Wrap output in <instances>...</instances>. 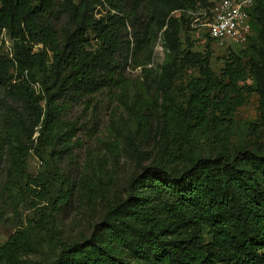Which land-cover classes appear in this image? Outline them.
<instances>
[{
    "label": "trees",
    "instance_id": "obj_1",
    "mask_svg": "<svg viewBox=\"0 0 264 264\" xmlns=\"http://www.w3.org/2000/svg\"><path fill=\"white\" fill-rule=\"evenodd\" d=\"M195 1L0 0V35L5 29L16 46L27 43L28 54L33 46H40L30 55L38 65L48 52L52 58L42 97L21 82L2 79L5 94L21 105V110L9 109L0 125V157H6L8 177L0 203L8 202L18 225L22 224L19 207L28 194L36 198L31 199V207L37 200V204L49 201L45 175L25 171L28 147L22 133L33 141L34 127L42 117L38 143H51L54 133L72 134V124L60 120L67 108L66 97L75 101L107 89L117 92L126 104L132 102L128 110L139 123L150 110L159 121L158 157L128 181L124 199L107 204L101 222L86 240L62 241L52 260L25 259L32 250L29 233L46 230L45 222L55 209L52 200L48 215L38 207L40 217L34 215L27 226L0 243V264H264V140L250 149L238 147L234 154L226 143L233 112L245 100L240 83L248 72L254 86L246 90L259 97L264 128V0H257L248 12L250 33L244 43H237H247L246 47L239 53L230 51L219 74L210 67L209 43L203 53L193 52L192 44H187L177 70L188 65L197 75L185 80L181 104L170 93L174 77L170 69L155 81L157 94L139 78L129 81L119 67L118 59L127 64L128 56H123L127 37L134 44L132 69L145 71L156 24L164 28L163 40L168 45L178 42L180 30L193 31L187 18H174L171 13ZM198 1L205 9L213 5ZM88 30L97 35L98 47L93 51L83 47ZM200 36L215 41L207 33ZM202 141L218 147L214 156L194 154V144ZM17 182L24 184V191ZM190 224L206 228L211 242L192 243L182 229Z\"/></svg>",
    "mask_w": 264,
    "mask_h": 264
},
{
    "label": "rangeland",
    "instance_id": "obj_2",
    "mask_svg": "<svg viewBox=\"0 0 264 264\" xmlns=\"http://www.w3.org/2000/svg\"><path fill=\"white\" fill-rule=\"evenodd\" d=\"M191 1V0H188ZM212 4L217 0H208ZM101 13L106 10L97 7ZM203 8L197 0L192 5L176 10L171 16L183 15L189 21L197 17ZM100 14H97L98 17ZM63 22V18L60 23ZM128 32L130 28L127 27ZM163 29L155 25V39L150 45V61L144 67L132 69L131 48L134 46L131 37L125 38L123 56L119 67L129 81L139 78L155 92V81L163 71L173 74L170 82V93L175 102L181 104L185 99L183 85L190 76L197 75L195 68L188 65L177 70L180 53L187 44H192L193 52L203 53L205 45L209 43L212 53L210 67L219 74L224 65V59L230 51L239 53L244 45L232 43L231 39L210 42L204 37L189 30L178 32L179 40L174 45H168L163 40ZM253 33V32H252ZM84 50L93 51L98 47L97 35L88 30L84 36ZM188 39L189 41L187 42ZM127 40L129 46H127ZM28 44L23 42L15 45V39L10 37L7 30L0 35V125L5 123L7 111L17 108L21 110L19 102H14L5 94L2 79L11 78L14 82H21L42 97L43 85L50 77L51 53L48 52L42 65H38L30 55L36 53L40 46H33L31 53L27 52ZM247 59H244L246 61ZM249 70V64H247ZM244 102L237 106L231 117V127L227 138V147L231 154L238 151V147L250 149L255 142L264 140V128L260 124L259 97L255 92L247 93V88L254 86L253 77L248 72L244 81L240 83ZM67 108L60 120L64 124H72V134L61 136L54 133L51 143L43 140L38 143L37 138L41 129V120L34 127L33 141H27L22 133V141L28 147L25 171L35 176L44 174L48 184L47 196L54 200L55 209L50 212L51 217L45 222L46 230H31L29 233L32 246L31 252L25 259L32 261L52 260L60 250V243H80L86 240L95 225L101 222L108 203L120 201L127 195V183L141 174L143 167H148L159 155L158 137L159 121L152 111L145 112L144 120L140 123L136 115L132 114L129 104L117 97V92L103 89L92 96H79L76 100L64 99ZM43 107L44 102L40 101ZM45 135V134H44ZM262 136V138H261ZM218 147L210 143L198 142L194 144V154L200 157L214 156ZM142 152V155L138 153ZM6 157H0V197L7 181ZM17 187L24 191V184L17 182ZM35 189H40L39 187ZM66 193V199L60 200V194ZM4 198V197H3ZM34 194H28L26 200L19 207L22 221L18 225L8 208V202L0 203L3 211V223H0V243H3L16 230L27 226V221L34 215L39 216L38 207L48 215L49 201L31 207ZM36 199V198H35ZM58 199V200H57ZM189 239L194 244H209L211 236L201 225L183 226ZM220 264V263H216Z\"/></svg>",
    "mask_w": 264,
    "mask_h": 264
},
{
    "label": "built area",
    "instance_id": "obj_3",
    "mask_svg": "<svg viewBox=\"0 0 264 264\" xmlns=\"http://www.w3.org/2000/svg\"><path fill=\"white\" fill-rule=\"evenodd\" d=\"M257 0H217L209 9H203L190 19V27L201 35L219 41L231 39L232 43H244L250 33L249 10ZM179 16V14L177 15Z\"/></svg>",
    "mask_w": 264,
    "mask_h": 264
}]
</instances>
